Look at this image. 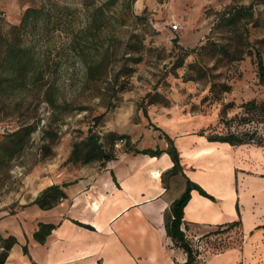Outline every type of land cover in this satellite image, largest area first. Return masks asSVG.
Returning <instances> with one entry per match:
<instances>
[{"label":"rangeland","instance_id":"374dc122","mask_svg":"<svg viewBox=\"0 0 264 264\" xmlns=\"http://www.w3.org/2000/svg\"><path fill=\"white\" fill-rule=\"evenodd\" d=\"M15 1L0 0V50L26 7L42 9L45 19L24 39L45 62L48 80L0 96V124L11 129L0 136L7 145L0 146V205H18L52 182L82 175L86 164L71 158L74 142L90 130L104 133L107 121L122 127L129 116L146 114L159 128L174 124L175 116L198 131L235 117L243 101L264 98L257 65L258 55L264 62V0ZM249 4V22L234 26L220 18L225 10ZM178 10L194 16L197 33L171 29L172 22L182 21ZM148 99L155 103L144 105ZM24 126L30 127L25 146L11 155L14 144L6 137ZM243 243L240 227L202 238L195 244L202 254L197 264Z\"/></svg>","mask_w":264,"mask_h":264},{"label":"crops","instance_id":"0c3cea01","mask_svg":"<svg viewBox=\"0 0 264 264\" xmlns=\"http://www.w3.org/2000/svg\"><path fill=\"white\" fill-rule=\"evenodd\" d=\"M192 9L195 17L200 15L199 7ZM181 12L176 14L187 24L183 33H197L194 16ZM172 117L174 124L156 129L151 116H129L127 125L112 127L107 121L103 131L126 134L140 150H166L168 134L180 154L182 171L177 174L169 172L174 163L167 152L154 156L123 148L114 160L86 164L74 180L47 185L57 184L64 192L50 209L33 203L46 187L18 205H0V234L18 240L5 264L183 263L187 255L168 236L165 214L183 193L187 178L214 197L191 192L181 228L192 244L219 225L242 222L243 247L212 254L203 264H264V146L210 141L191 121ZM40 223L55 225L44 242L34 236Z\"/></svg>","mask_w":264,"mask_h":264},{"label":"trees","instance_id":"16d2710c","mask_svg":"<svg viewBox=\"0 0 264 264\" xmlns=\"http://www.w3.org/2000/svg\"><path fill=\"white\" fill-rule=\"evenodd\" d=\"M116 0H108V3H115ZM102 18V17H101ZM221 19L225 20L227 24L237 26L242 20H248L254 18L253 4L248 6L242 5L238 7H232L225 10L221 16ZM45 19L42 9L35 7H27L22 20L19 25H11L10 32L13 37H7L5 47L0 50V96L12 95V91L15 88L20 90L30 89L39 85L47 84V73L42 69L45 62L36 56L32 47L26 44L24 37L32 29L38 27L39 22ZM247 23L243 24L246 26ZM243 36V35H242ZM243 40H246L242 37ZM174 42H178V38L175 37ZM2 36L0 34V42ZM248 42V41H247ZM182 50H185L182 48ZM258 65V80L261 85L264 86V62L261 55L257 57ZM151 97L152 94L148 93ZM1 100V97H0ZM155 100H147L145 104H154ZM143 106V104L141 105ZM232 104H226L225 108L231 107ZM240 111L236 113L235 117L227 119L223 117L220 120V124L210 123L207 126L202 127L197 131L198 134L204 135L210 141L227 142L231 145L241 144H256L264 146V132L260 131L261 125H264V98L262 99H250L243 101L239 105ZM146 115V114H145ZM147 116V115H146ZM103 119L100 116L95 119V124H99ZM156 128V127H155ZM157 129V128H156ZM30 127L24 126L6 137L14 145L9 151L11 155L15 152L21 151L25 146V139L29 135ZM165 138L168 142V148L162 149H136L129 143V137L126 134H119L115 131H109L105 133L94 132L90 130L88 135L84 138L74 142L71 158L75 161H81L84 164L91 162L105 163L117 158L115 151V143L124 139V149L126 151L135 150L137 153L150 154L159 156L163 152H167L173 161V166L169 170L170 174H177L182 171L180 163V154L175 146L174 140L166 133ZM0 146H7L5 142H1ZM197 190L200 194L214 199L202 186L193 182L187 178L186 186L180 197L175 199L170 207V211L165 214V227L169 237H171L174 245L181 248L187 255V260L183 263L175 262L174 264H197L198 256H202L198 245L192 244L186 237L185 232L181 228L184 218V208L191 198V192ZM64 195V192L57 184H52L46 187L34 200L33 203L38 204L42 209H50L58 203V199ZM239 212V206H237ZM240 214V212H239ZM241 219L234 220L232 222L219 225L215 231H211L208 234L202 236L197 241L200 242L202 238H206L211 235H218L220 232H228L235 227H240L241 231ZM264 228V224L262 225ZM55 228L54 224L40 223V228L35 232V238L44 242L47 236ZM242 233V231H241ZM242 233V237H243ZM18 243L15 236L10 235L4 237L0 234V264H5L11 248ZM197 244V243H196ZM24 251L27 253V246H24ZM222 252V251H221Z\"/></svg>","mask_w":264,"mask_h":264},{"label":"built area","instance_id":"2783aa9c","mask_svg":"<svg viewBox=\"0 0 264 264\" xmlns=\"http://www.w3.org/2000/svg\"><path fill=\"white\" fill-rule=\"evenodd\" d=\"M171 29L175 30V31H185L186 30V24L183 22H179V21H174L171 23ZM10 127H8L5 124H0V136L4 135L8 132H10ZM124 144V139H120L115 143V149L120 148L122 145ZM60 200H62V197H60Z\"/></svg>","mask_w":264,"mask_h":264},{"label":"bare ground","instance_id":"6f19581e","mask_svg":"<svg viewBox=\"0 0 264 264\" xmlns=\"http://www.w3.org/2000/svg\"><path fill=\"white\" fill-rule=\"evenodd\" d=\"M159 175V173L158 174H156V176H158Z\"/></svg>","mask_w":264,"mask_h":264}]
</instances>
